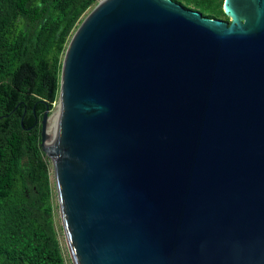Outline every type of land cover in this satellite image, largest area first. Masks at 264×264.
<instances>
[{"label":"water","instance_id":"95a60500","mask_svg":"<svg viewBox=\"0 0 264 264\" xmlns=\"http://www.w3.org/2000/svg\"><path fill=\"white\" fill-rule=\"evenodd\" d=\"M224 11L98 0L74 32L41 140L74 264H264V0Z\"/></svg>","mask_w":264,"mask_h":264},{"label":"trees","instance_id":"16d2710c","mask_svg":"<svg viewBox=\"0 0 264 264\" xmlns=\"http://www.w3.org/2000/svg\"><path fill=\"white\" fill-rule=\"evenodd\" d=\"M175 1L230 22L224 0ZM97 2L0 0V264H67L42 119L59 98L68 44Z\"/></svg>","mask_w":264,"mask_h":264},{"label":"rangeland","instance_id":"374dc122","mask_svg":"<svg viewBox=\"0 0 264 264\" xmlns=\"http://www.w3.org/2000/svg\"><path fill=\"white\" fill-rule=\"evenodd\" d=\"M94 6H95V4L87 11V13L84 16V18L94 8ZM58 105H60V98H58V100L54 103L53 109L49 112V117H48V120H47V132H48V127H51L53 125L54 121L58 118V116L55 117V115H54L55 114V110H57V106ZM55 127L56 126H53L52 129L55 130L56 129ZM48 138H49V134H48ZM52 181H53L54 187H55L54 203H55V206H56V210H55L56 226H57V228L59 230V233H60V240H61V243H62L63 248H64V253H65L66 260H67V264H74V261L72 259L71 252H70V249H69V246H68L67 237H66V234H65V231H64V227H63V220H62V216H61L59 198H58V193H57V188H56V183H55L53 164H52Z\"/></svg>","mask_w":264,"mask_h":264},{"label":"bare ground","instance_id":"6f19581e","mask_svg":"<svg viewBox=\"0 0 264 264\" xmlns=\"http://www.w3.org/2000/svg\"><path fill=\"white\" fill-rule=\"evenodd\" d=\"M60 112H61V107H60V105H58V106H57V110H55V114H54L55 117H56V116H59V115H60ZM48 124H49V123H48ZM50 128H51V127H48V132H49ZM55 128H56V127H55ZM48 132H47V133H48ZM55 134H56V129H55V130L52 129L51 142H50V137H49V138L47 139V142H46L47 144L50 145V144H53V143H54V141H55V136H56Z\"/></svg>","mask_w":264,"mask_h":264}]
</instances>
